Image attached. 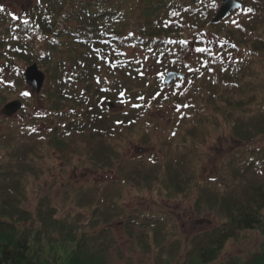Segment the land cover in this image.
<instances>
[{"label": "trees", "instance_id": "obj_1", "mask_svg": "<svg viewBox=\"0 0 264 264\" xmlns=\"http://www.w3.org/2000/svg\"><path fill=\"white\" fill-rule=\"evenodd\" d=\"M223 1L38 0L39 3L31 7V15L19 19L8 17L0 8V59L12 67L28 65L31 60L33 63L52 65L45 72L47 80L43 91L47 104L41 111L42 117L35 118L46 122L49 128L45 131H21L20 126L10 128L15 133L21 131L22 137H31V170L35 169V159L48 150H55L68 165L73 157H83L86 152L77 139L78 131L88 130L90 133L87 132L83 138L92 137V143L98 139L113 141L108 130L99 128L102 122L98 114L93 113L95 109L88 112V108L82 105L85 92L78 94L76 90L82 78L93 74L94 68L106 69L113 77V88L102 86L99 89L101 97L115 96L119 99L128 94L123 81L130 79L134 83H147L143 70L148 59H157L163 52V57L167 54V60H173L177 58L178 47L186 51L191 46L199 48L197 62L185 68L187 80H178L168 86L161 82L160 93H154L150 98L143 99V93H137L136 101L140 99L143 103L134 105L133 110L143 109V104L152 106L177 100L181 103L180 112L184 113L179 117L180 124L175 132L167 133L165 143H161L163 148L168 149L164 161L158 163L141 157L118 163L120 169L128 168L127 182H136L143 189L159 186L170 194L172 200H188L199 191L202 192L201 197L205 196V205L220 209L218 215L224 221L217 228L199 233L191 239L184 264L215 263L225 246L242 231L257 230L264 236V171L260 170L264 165V148L256 152L240 150L226 159L219 177L224 175L222 177L225 178L227 173L234 172L231 174L233 177L227 176L234 183L225 187V191L221 189L222 195L211 193L218 190L214 186H223L221 181L201 182L200 173L193 167L201 158L197 147L207 137L206 134L202 136V131L209 135L211 131L220 129L218 117L234 126L237 139L249 142L251 137L264 133V73L258 83L250 79L251 74H246L250 73L252 61H264V0H238L242 9L215 23L213 19ZM250 13L254 16L248 17ZM236 15H239L238 19L233 21ZM207 33L225 37L223 42L216 40L222 46H219L216 54L211 49H201L205 44L202 38ZM46 43L48 46L45 50ZM129 50L132 51L130 55ZM237 51L242 55L238 67L232 64H238L237 61L227 63L222 60V57L230 59ZM218 55L220 57L216 59ZM167 66L164 71L179 72V67L172 62ZM21 72L17 71L10 84L0 76V106L6 103L10 92H16L17 88L23 86ZM188 79L192 84L188 83ZM257 84V93L250 95L248 101L251 105L256 103L257 109L243 121L241 113L248 103H243L239 97L241 92ZM6 90L11 91L6 94ZM216 98L220 101L216 102ZM69 103L75 106L61 107ZM204 104L213 107L214 114L218 116L213 118L211 113L208 117L205 115V121L199 120L197 124L188 126L193 118L190 112L201 114L198 107ZM236 116H240L238 120L241 121L235 122ZM92 117L98 121L93 122ZM141 118L142 110L134 118L115 121L116 127L121 130L117 142L127 140L131 127L137 129L136 124ZM81 122L84 125L80 127ZM91 124H95L96 128L92 129ZM243 126L245 130L241 129ZM134 132L137 133L136 130ZM11 135L14 134L0 135V151L8 155L20 151L17 143L5 144ZM177 137L180 146L174 148L173 141ZM175 154H180L181 160L176 165L169 158ZM89 155L92 156L93 152H88ZM241 166L244 168L241 169ZM237 170L240 175L235 174ZM31 173L36 175L38 172L33 170ZM120 184L125 185L120 181L109 185L115 188ZM240 193L241 200L233 198ZM79 194L80 198L86 197L87 200L97 198V207L91 212L92 218L89 220L94 221L96 211L106 207L108 201L102 200L100 188H84ZM113 205V211L121 214V206L114 201ZM49 207L46 203L41 205L35 215L15 205L11 208L0 207V264H107L105 243L99 242L95 234L91 235L87 225L71 214H67L63 220L56 219ZM137 213L124 212L127 225L135 226ZM202 213L199 210V214ZM93 229L95 227L89 230ZM155 259L156 264H172L169 258V261L165 258ZM224 264H264V243L260 252L249 260L241 262L233 257Z\"/></svg>", "mask_w": 264, "mask_h": 264}, {"label": "rangeland", "instance_id": "obj_2", "mask_svg": "<svg viewBox=\"0 0 264 264\" xmlns=\"http://www.w3.org/2000/svg\"><path fill=\"white\" fill-rule=\"evenodd\" d=\"M36 2L37 4L39 3L38 0H0V8L7 13L8 17H15V19L26 18V16L31 15V7ZM216 16L213 22H215ZM253 16V13L248 15V17ZM238 17L239 15H236L232 20L236 21ZM204 36L202 40L205 44L201 46V49H211L216 54L219 46H221L220 42L225 41L224 35L220 37L213 33H207ZM218 39L221 41L217 42L216 40ZM48 43L44 45L45 50ZM177 49L175 54L177 58L173 59L175 62L171 58L167 60V54L163 57V52L157 59H148L149 62L143 70L147 83H134L130 79L123 81L128 94L119 99H116L115 96L101 97L102 92H98L102 86L104 88H113V77L108 74L106 69L94 68L91 76L82 78L78 89H76L78 94L85 92L82 105L88 108V112L91 109H95L93 113L98 114V118L102 122V126L99 128L103 127L105 131L108 130V135L113 137V141L106 142V140L100 141L98 139V141L92 143V137L83 138L89 132L88 130L87 132L78 131L77 139H79V143L87 156H75L68 165L55 150H48L46 154L39 155V159H35L37 167L35 166V169H32L38 172L35 173L36 175L31 173L33 171L31 170V137H22L20 134L22 129H27V131L32 129L45 131L49 128L46 122L35 120V118L42 117L41 111L47 104L43 91L47 78H45L40 92L32 89L24 79L22 80L23 86L21 89L17 88L16 92L13 93L10 92L11 90H6L5 93L8 94L10 92V94H8L6 103L0 106V135L3 134L4 136L5 134L13 133L14 135H11L5 144L17 143V148L20 151L12 155L0 151V207L7 206L11 208L12 205H15L35 215L36 209L41 208V205L46 203L50 206L51 214L55 215L56 219L63 220L67 214H71L80 220L81 223L87 225V231L91 235L95 234L94 237H98L99 242L105 243L107 264H156V257L165 258L168 261L170 259L172 264H184L187 262L191 239L199 233L217 228L224 221L218 215L220 209L216 208L217 211L214 207L205 205L203 203L205 196L201 197L202 192L197 190L191 196V199L172 200L170 199L172 197L169 198L170 194H166L159 186L143 189L136 182H127L128 168L126 170L120 169L118 164L121 161H134L141 157L162 163L166 158L165 154L168 149L163 148L164 146L161 143H165L167 133L170 131L175 132V129L178 128L180 124L179 117L184 113L180 112L181 103L177 100L152 106H149V104L144 106L143 104V109H141L143 118L137 122V129L134 126L131 127L130 137L125 141L120 140L117 142V136L121 137V130L115 124L117 120H125L128 117L134 118L141 112V110H133L134 105L143 103L140 99L139 102L136 101L138 99L136 98L137 93H143V99L152 97L154 93H160L158 90L161 87V82H164L166 74L175 72L164 71L168 67L169 62L179 67V72L177 73L185 76L184 79L175 81L187 80L185 68L197 62L196 53L199 48L191 46L187 51L179 50L182 49L179 47ZM128 53L130 55L132 51L129 50ZM219 57L218 55L216 59H219ZM28 58L30 59V57ZM228 58L222 57V60L227 63L232 60L237 61L239 62L238 64L232 62L237 67L242 62V55L238 51L231 55L230 59ZM177 59H179L178 62ZM34 64H37L39 70L45 74V77L47 68L52 67V65L45 63H33L31 60L28 65H16V69L15 66H9L0 59L1 79L10 84L18 70L22 71L21 78H23L24 71ZM250 65V73L246 74H251L250 79H254L258 83L263 77L264 61L257 63V59H255ZM247 67L249 68V65ZM246 74H243V76ZM188 83L192 84V81L189 80ZM257 87L258 84L248 90H244L243 93L241 92L239 100H242L243 103H248L250 100L249 96L257 93ZM17 100L22 102L23 108L11 117L4 115V107L8 103ZM216 100V102L220 101L218 98ZM201 103H204V101ZM65 106L73 107L75 105L74 103H69L61 107ZM198 108L201 114L196 115L195 111H191L190 114L193 118L191 121H187L188 126L197 124L199 120L205 121L207 119L205 115L208 117L212 113L213 118L218 116L217 113L214 114V108L209 105L204 104ZM256 109V103L244 105L241 113L242 120L244 121V118L250 116ZM177 113H180V115L178 116ZM239 118L240 116H236L235 122L241 121L238 120ZM92 119L93 122L98 121L96 117H92ZM217 121L221 126L220 129L211 131L209 135L205 130L202 131V136L206 134L205 136L207 137L203 140V144L199 143L197 147L201 158L197 166L193 167L194 170L197 169V172L200 173L198 174L201 182L221 181L223 186H220V188L214 186L218 190L216 192L211 191V193L222 195L221 189L225 191V187L234 183L231 182V178L227 177L232 176L234 172H231L232 175L227 173L225 178L222 177L224 175L219 177L222 167H225L226 159L240 150L251 149L255 152L263 150L264 133L251 137L249 142L243 141L235 137L234 126L229 124L228 121H221L219 117ZM249 123L250 121L247 122V124ZM83 125L81 122L79 126ZM15 126H20L21 131L18 133L13 132V129L11 130L10 128ZM91 128L95 129V124L93 126L91 124ZM241 129L245 130V126ZM16 134L18 135L15 136ZM175 139L173 141L174 148L175 146H180L178 137ZM188 149H190V146ZM88 152H93V155L88 156ZM179 156L180 154H175L169 156V158L176 165L181 161ZM243 166H241V169L244 168ZM260 170L264 171V165ZM236 173L238 175L241 174L238 170L235 171ZM118 181L125 185H116L115 188L109 185ZM210 183L212 185L215 184L213 182ZM83 187L89 190L100 188L102 200L108 201L106 207L100 209L99 212L96 211L92 224V221L89 220L92 218L91 212L97 207L98 200L93 197V199L89 198L88 200L86 197L84 199L80 198L79 192L84 189ZM241 195L242 193L235 195L233 198L241 200ZM113 201L121 206V214L116 210L113 211ZM199 210L203 211V213L199 214ZM125 211L126 214L138 212V217L134 222L135 226L127 225V219L124 216ZM153 215L160 216L162 220L158 216L154 217ZM164 215H168V217H164ZM157 221L161 223L157 224ZM25 224L22 225L24 226ZM91 227H95L94 231L89 230ZM263 243L264 236L259 231H242L236 236L235 240L230 241L225 246L221 256L213 264H224L233 257H237L241 262L247 261L250 257L260 252Z\"/></svg>", "mask_w": 264, "mask_h": 264}, {"label": "water", "instance_id": "obj_3", "mask_svg": "<svg viewBox=\"0 0 264 264\" xmlns=\"http://www.w3.org/2000/svg\"><path fill=\"white\" fill-rule=\"evenodd\" d=\"M243 6L237 0H224L216 16L215 22H219L222 19L230 16L233 12L241 9ZM45 74L41 72L37 64L29 66L23 73L24 81L34 90L40 92L45 82ZM185 76L177 72H169L164 78V84L170 85L177 79H184ZM21 108H23L22 102L17 100L8 103L4 109L3 114L11 117L15 115Z\"/></svg>", "mask_w": 264, "mask_h": 264}, {"label": "snow or ice", "instance_id": "obj_4", "mask_svg": "<svg viewBox=\"0 0 264 264\" xmlns=\"http://www.w3.org/2000/svg\"><path fill=\"white\" fill-rule=\"evenodd\" d=\"M13 19H15V17H13Z\"/></svg>", "mask_w": 264, "mask_h": 264}]
</instances>
